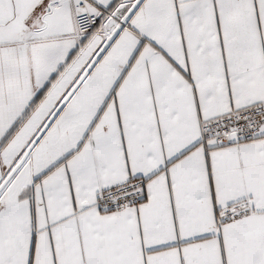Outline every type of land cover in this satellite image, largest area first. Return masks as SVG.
<instances>
[{
  "label": "snow or ice",
  "instance_id": "obj_1",
  "mask_svg": "<svg viewBox=\"0 0 264 264\" xmlns=\"http://www.w3.org/2000/svg\"><path fill=\"white\" fill-rule=\"evenodd\" d=\"M0 264H264V0H0Z\"/></svg>",
  "mask_w": 264,
  "mask_h": 264
}]
</instances>
